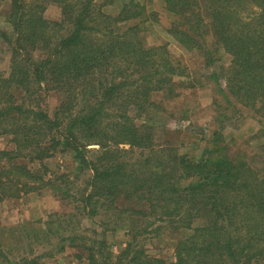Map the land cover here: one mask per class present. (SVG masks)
Here are the masks:
<instances>
[{"label":"trees","instance_id":"obj_1","mask_svg":"<svg viewBox=\"0 0 264 264\" xmlns=\"http://www.w3.org/2000/svg\"><path fill=\"white\" fill-rule=\"evenodd\" d=\"M49 3L60 6V20L45 17ZM113 4L117 13L106 12ZM164 7L173 16L167 31L183 49L203 51L206 66L224 53L231 58L212 74L226 88L224 100H214L219 125L198 142L204 152H181L177 138L157 141L180 130L164 124L173 114L166 103L183 100L196 84L167 44H146L141 29L150 19L140 0H11L4 17L13 32L0 29L11 51L9 73L0 72V136L11 144L0 150L6 158L0 201L41 190L49 179L31 164L58 147L72 149L78 172L57 175L65 185L56 188L89 217H100L103 231L61 237L90 239L77 244L88 264H264L262 167L223 135L241 106L261 124L249 137L264 134V0H164ZM43 91L59 96L52 114L42 106ZM85 173L83 186L71 192L70 183ZM54 223L21 233V242L31 236L51 242L65 228ZM119 224L130 238L111 259L105 232ZM165 227L188 230L172 261L139 242ZM2 247L7 264H40L41 255L26 251L11 259Z\"/></svg>","mask_w":264,"mask_h":264},{"label":"rangeland","instance_id":"obj_2","mask_svg":"<svg viewBox=\"0 0 264 264\" xmlns=\"http://www.w3.org/2000/svg\"><path fill=\"white\" fill-rule=\"evenodd\" d=\"M10 1L0 0V29L6 30L9 35L13 32V28L11 24L6 22L4 14ZM140 1L145 5L146 13L150 19L145 25V29H141V35L146 44L148 46L167 44L166 47L173 59L186 65L187 72L193 75V83L196 84L191 92H186L183 100L178 98L176 99L178 101L166 103L168 110L172 111L173 114L165 116L164 124L169 131L180 130L167 137H157V141L163 142L164 139H172L173 141L177 138V146L179 145L181 152L199 155L205 150L203 142H201L200 147L198 145L200 137L202 135L207 136L219 125V121L215 119L218 110L214 100L215 98L224 100L220 88H226V81L222 77L217 81L212 74L214 72L221 73V67L226 68L229 65L230 55L224 53L214 64L206 66L203 60V51L199 49L186 51L168 33L167 29L173 20V16L164 7V0ZM104 9L109 13H117L119 7L117 4H113L106 5ZM44 15L49 20H60L62 17L61 8L56 3H49L46 5ZM10 58L11 51L8 49V45L0 38V72L3 71L6 75L9 73ZM11 89L13 93L20 95L21 91L18 88L12 87ZM42 97L43 108L52 114L59 103L58 94L53 91H43ZM185 107L190 108L189 116L183 118ZM240 112L242 114L236 115L237 111H235L234 114L230 115V119L225 122L223 135L231 144V149L247 151L249 160L253 159L254 164L262 167L260 171L264 175V134H260L258 137H249L261 128V124L249 109L241 106ZM97 146L90 145L89 147ZM10 147L9 136L1 135L0 150ZM5 160L6 158L2 157L0 165L5 163ZM31 166L34 171L49 179V183L41 190L20 197H6L0 201V245L3 246L4 253L14 259L23 252L32 251L34 255H41L40 264H88L86 252L83 256H79L82 248L77 244L83 242L90 244V239L69 240V238H62L68 237L69 233L93 238L95 235L93 229H98L101 233L103 231L99 226L100 217H89L81 206H76L78 202L74 198H62L61 192L56 188L58 184L62 187L65 185L60 180H56L57 175L70 173V176L73 177L78 172L74 151L58 147L51 156L44 158L42 163L41 161H34ZM86 178H88V174H81L75 185L70 183L71 192L77 193V187H82L84 184L82 180ZM51 220L55 222L54 225L65 226L63 234L54 236L49 243L45 241V238L42 241H33L34 237L32 238V236L21 242L20 239H23L21 233L28 234L29 231L32 233L36 229L45 228L48 221ZM61 231L62 229L59 230L60 233H62ZM187 233L188 230L185 228L175 233L170 227H165L158 233L144 234L139 237V242L144 244L149 253L172 261L176 258L175 244L182 235ZM61 235L64 236L61 237ZM129 238L128 227H124L122 224H119L114 231L107 230L105 232L106 250L111 259L120 253ZM0 264H7L1 253Z\"/></svg>","mask_w":264,"mask_h":264}]
</instances>
